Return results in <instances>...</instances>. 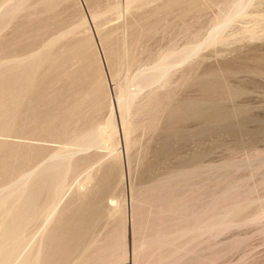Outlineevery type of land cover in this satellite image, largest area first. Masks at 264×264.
Returning <instances> with one entry per match:
<instances>
[{
  "label": "rangeland",
  "instance_id": "1",
  "mask_svg": "<svg viewBox=\"0 0 264 264\" xmlns=\"http://www.w3.org/2000/svg\"><path fill=\"white\" fill-rule=\"evenodd\" d=\"M73 1L75 5L71 3ZM87 1H93L90 8ZM147 1L151 2L147 7L150 16L147 13L148 20H139L140 24L133 9L138 2L135 0H43L38 7L41 10L44 8L43 11L48 14L56 13L52 18L53 22L56 20L55 27L62 23L61 28H56L57 33L63 31L64 41L68 44L71 42L69 45L73 44L71 48L77 53L62 59L65 64L56 74L63 75L61 72L65 70L72 78L76 79L77 75L83 77L89 91L96 94L103 91L107 103L110 102L113 110L111 125L116 129L113 138L118 143L116 150L120 154L122 178L118 186L113 174L112 185L106 189L103 197L105 204L109 205L120 194L123 195L126 210L121 223L117 216L109 218L102 204L75 244L77 250L70 251V257L67 255L68 260L66 258L67 262L63 264H92L90 261L94 264L103 261H106L104 264H134L133 260L135 264H150L151 261V264H264V32L260 31L261 21L264 20V0L250 1L245 11L247 14L227 28L220 41L201 47L199 53L195 52L196 48L210 33L209 29L220 23L223 8L229 0H197L195 4L192 0H141ZM214 2L216 4L213 6ZM244 2L247 4L249 0ZM92 10L97 14H92ZM63 18L69 20L66 22ZM19 20L21 14L15 21L18 23ZM81 20H86L82 26ZM63 21L69 24L65 27ZM128 22L133 32L129 38H133V42L126 57L120 59L119 32L121 24ZM211 22H214V26ZM84 29L92 37L90 40L85 37ZM97 29H102V37L98 36ZM10 32H5L6 41ZM192 36L196 39H192ZM75 38L79 41L74 42ZM100 41L103 46L105 44V51L100 49ZM172 44L182 51L184 57V67L180 66L172 77H175L172 81L177 80L174 105L179 109L178 114L175 119L163 114L152 132H136L134 147L125 153L115 100L116 84L122 80L125 70L137 73L145 68L151 56ZM75 60H79L80 70H77ZM192 101L195 105L202 103L194 107ZM96 109L87 115V119L88 125L97 122V135L101 142L97 148L86 153L97 154L96 157L103 162L108 159L107 150L113 142L110 129L108 125L105 126L110 108ZM139 110L136 107L132 109L129 116L131 123H136L142 117L143 111ZM0 140L43 147L60 146L57 140L46 142L24 131L1 136ZM81 154L84 155H78ZM39 158L34 162L35 167L42 161ZM89 169L86 166L77 168L71 179L66 181L67 186L74 187ZM129 183H133V203ZM38 228L42 226L39 224ZM86 256L93 258V261L85 260ZM96 259L102 262L98 263Z\"/></svg>",
  "mask_w": 264,
  "mask_h": 264
},
{
  "label": "bare ground",
  "instance_id": "2",
  "mask_svg": "<svg viewBox=\"0 0 264 264\" xmlns=\"http://www.w3.org/2000/svg\"><path fill=\"white\" fill-rule=\"evenodd\" d=\"M42 1L43 0H0V138L1 136L3 138V136L7 135L21 134L24 131L25 134L29 136L40 138L44 141L46 140V142L47 140H57L60 144L59 147H43L0 140V264H63L66 258L68 260V253L77 250L78 247L75 248V244L102 204L107 210L108 217L112 218L117 216L121 220V223L124 221V212L126 211L124 210L125 202L123 195L120 194L118 199L113 203H109V205L105 204L103 197L106 189L108 187L110 189L112 185V175L114 174L113 176H115V182L118 186L122 178L120 154L117 153L116 150V145L118 143L116 144L114 142L115 138H113L114 134H116V129L111 125V117L113 114L112 107L109 104L110 102L107 103L106 97L102 94L103 91L100 94H96L88 90V86L86 87V85H84L85 79H83V77H78L77 75L76 79L72 78L69 74H66L65 70L61 72L63 75L56 74L62 65L65 64V61L62 59L77 55V53L75 49L71 48L73 44L69 45L71 42L68 44V42L64 41L65 33L63 31L59 34L57 33V29L61 28L62 21L59 22L61 25H59L58 28L55 27V25H57L55 23L56 20L53 22L52 18L56 13L54 15L52 13L48 14V12L43 11L44 8L43 10L38 8ZM135 1L138 2L132 7L134 11H136L135 13H137L136 21L138 20L137 22L140 24V21L143 20L144 22L148 20L147 7L151 2H141V0ZM152 1L156 2L159 0ZM194 1L197 0H192V2ZM250 1L252 0H249V2L247 0L248 3L246 4L244 0H229L225 8H223L222 20L220 21V19L216 17L220 23L214 26L213 23L215 21L211 22L214 26V28L212 27L213 29L210 28V25H207L211 29H209L210 33L205 38L202 37L204 38L203 42L196 48L195 52L199 53L201 47L205 45L210 46L220 41L222 36H224L223 33L225 30L234 24L238 18L247 14L245 11L250 5ZM91 2L88 3L87 1V4H89L88 8H90ZM212 2L213 1L210 3ZM71 3L74 4V1ZM97 3L99 4V2ZM215 4L216 2L212 5L214 6ZM165 7L168 8V6ZM61 8H64V6L59 9L61 10ZM80 10L79 12H81ZM71 11H73V9H71ZM20 14L21 20L17 23L15 20ZM92 14H97V11L92 10ZM173 15L175 16V14ZM131 16H133V14ZM151 16H153V13ZM57 17L58 16H56V18ZM83 19H85V17ZM136 21L134 22L136 23ZM263 21H261L262 24L260 28L262 32H264ZM84 22L81 20L80 25H84ZM258 23L260 22L258 21ZM63 24H65L64 21ZM66 24L65 27L67 26ZM128 24H130V22L123 25L121 24V31L119 32L121 37L119 41L120 59L126 57L131 43L133 42V38H129V36H131L130 34L133 32L130 31L131 27ZM27 25L30 26L25 28ZM135 27L136 26H134V28ZM8 30L11 31L9 33V35L11 34L9 39L7 38L9 43H7L8 40L6 41L5 39V32ZM97 32L98 36L102 37V29H97ZM84 35L88 40L92 38H90V35L87 33V29H84ZM76 38L73 40L74 42L79 41L76 40ZM81 38L83 37L81 36ZM197 38L199 41V37ZM100 39L102 40V38ZM114 39H112L111 42ZM117 39H119V37ZM192 39H194V36H192ZM191 44L194 45V42H191ZM137 46L139 45L137 44ZM100 49L105 51V44L104 46L102 45ZM178 49L172 44L168 48H163L162 51L159 50L160 52L151 56L145 63L146 66L144 69H141L135 74L128 73L125 70L122 80L117 82L115 100L122 127L123 149L125 153L129 152L134 147L137 137L134 136L136 132L137 134H139L138 132L144 134L152 132L163 114L171 118L177 116L179 109L176 107V104L174 105L177 80L172 81V79L175 78L172 77L174 72L184 63V57L181 55L182 51L180 52ZM77 50L79 54H82L79 48ZM214 57L216 58V56ZM115 58L117 57L115 56ZM75 62L77 64V70H80L79 60H75ZM64 75L67 76V78H63ZM56 76L59 78L56 79ZM179 81H181V79ZM209 85L210 84H208V86ZM144 91L146 92L144 93ZM143 93L144 96L141 98V94ZM197 104L195 105L194 103V107L197 106ZM134 107L143 111V115L140 117L141 119L139 118V121L131 123V118L129 119V116H131L130 113ZM96 108L105 110L110 108V113H108L109 115L106 120L107 124L105 126L108 125L110 129V139L113 140V142L107 150V156L109 157L103 162H100V157H96L97 154L90 155L86 153L97 148V145L101 142L97 135V122H95L96 124L88 125L89 119H87V115L93 113ZM104 113L105 111L103 114ZM80 153H84V155H78ZM39 157L42 158V161L38 167H35L34 162ZM55 158H59V160H54ZM81 166H86L90 169L74 187H68L70 185L67 186L66 181L69 180V178L71 179L70 176ZM40 177H42L41 180ZM117 184L115 185L116 187ZM132 184L133 183H129L128 186L131 193L129 194L130 200L133 203L134 194L132 192ZM39 224L42 228L36 229ZM151 239L153 240V238ZM157 243L155 244L157 245ZM92 249H94V246ZM135 250H137V248ZM170 251L168 253H170ZM94 252L97 251L94 250ZM137 254L141 255V253ZM71 256H73V254ZM87 257L88 256H86V259L84 257V259H90ZM92 259L93 258L90 260ZM138 260H136L137 263H139ZM144 260L147 259L145 258ZM133 261L135 264V260ZM105 262L103 261L101 264ZM107 262L109 263V261ZM90 263L94 264L91 261ZM151 263L152 261L150 264Z\"/></svg>",
  "mask_w": 264,
  "mask_h": 264
}]
</instances>
